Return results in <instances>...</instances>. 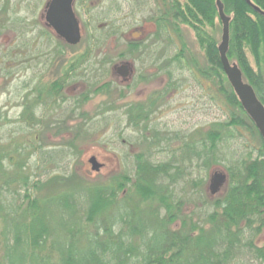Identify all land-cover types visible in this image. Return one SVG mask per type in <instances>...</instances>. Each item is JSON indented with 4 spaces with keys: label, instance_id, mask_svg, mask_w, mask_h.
<instances>
[{
    "label": "trees",
    "instance_id": "obj_1",
    "mask_svg": "<svg viewBox=\"0 0 264 264\" xmlns=\"http://www.w3.org/2000/svg\"><path fill=\"white\" fill-rule=\"evenodd\" d=\"M150 1L149 19L156 29L152 37L159 40L163 35L167 39L172 31L182 47L175 52L171 44L173 54L165 62L170 65L165 71L168 86L175 89L183 84L177 83L171 70H187L185 83L192 84L191 88L197 86L200 92L214 90L211 100L216 101L217 96L222 102L225 118L211 122L189 139L173 134L164 144L152 142L146 136L149 130H143L145 141L138 143L148 153L125 156L130 162L127 172L110 175L106 182L96 184L76 172L68 175L61 166L58 175H52L55 171L47 167L46 178L32 179L28 165L37 166L28 162L31 152L15 141L0 146V264H264V139L223 72L218 51L222 24L216 0ZM221 2L230 17L227 57L238 65L244 81L264 106V15L246 0ZM250 2L264 12V0ZM10 25L18 39L21 23L14 20ZM181 25L192 30L204 63L189 52ZM111 26L114 28L115 23ZM91 30L92 47L96 49L101 46V35L96 34L95 23ZM133 44L130 46H139ZM140 45L149 50L148 38ZM151 55L147 54L149 59ZM92 57L87 64L83 62L84 67L104 69L95 53ZM79 62L82 59L73 61L70 70L81 67ZM110 84L100 85L94 94L102 93ZM25 119L21 111L20 130L33 126L35 117L30 114L27 124ZM88 131L45 130L58 136L72 133L66 145L73 148H78L75 142L79 135ZM36 135L32 142L39 165L48 163L58 168L57 160L64 162L67 155L59 146L65 144H57L59 150L54 151V142L39 145ZM157 135L160 140L161 135ZM176 140L180 143L169 147L168 143ZM126 142V146L132 145V139ZM18 158L17 171L10 172ZM194 162L206 172L222 165L227 182L221 194L207 191L204 195L199 191L187 196L188 202L199 204V211L189 213L185 199L177 197L172 187L186 183L191 174L186 170ZM191 183L196 188L204 184L202 179ZM43 189L55 192L44 194Z\"/></svg>",
    "mask_w": 264,
    "mask_h": 264
},
{
    "label": "flooded vegetation",
    "instance_id": "obj_2",
    "mask_svg": "<svg viewBox=\"0 0 264 264\" xmlns=\"http://www.w3.org/2000/svg\"><path fill=\"white\" fill-rule=\"evenodd\" d=\"M51 2L52 0H0V86L9 81L12 82L13 73L21 70L19 89L22 98V114L26 116L25 124L30 114L35 117V123H31L33 126L26 125L24 130H101L105 129L109 123L115 122L112 127L116 130H135L137 142L140 143L145 141L142 131L149 130L146 136L158 144H164L167 137L172 136V133L166 132L165 137L161 136L159 140L158 133L161 134L165 130H182L180 127H168V122L164 119L169 116L180 118L183 111L189 107V101L178 107L169 105L171 102L175 103L173 96L177 89L172 88L171 85L168 86L169 80L165 71L170 65L164 68L154 64L153 68H147L149 64H144L139 72L138 68L129 61L121 62L113 69L111 68L114 80H105L98 85L101 78L107 74L110 75L108 70L103 72L111 61L104 58L106 52L101 50L104 49L102 45L108 37L121 32L120 29H123V26L118 22L122 16H133L141 12L149 14L148 21L136 26L130 33L131 41L125 44L127 52L119 53L120 56L123 57L127 53L128 56L136 54L142 58V55L147 53L148 49L140 43L143 44L147 41L145 39L150 38L156 31L154 21L149 19L153 2L150 0H71V8L80 29V40L76 44H70L61 38L49 24L47 13ZM14 20L21 23V29L17 32L18 39L10 28ZM97 22L105 24L98 26ZM113 22L114 28L111 26ZM2 23L5 25L3 26ZM93 23L97 28L96 34L101 35L102 39L101 46L96 49L92 47L91 39L94 33L91 30ZM147 27L150 32L152 31L150 36L146 34L149 33ZM180 29L183 32L182 25ZM136 33L139 34L134 36ZM167 35L166 40L175 46L172 47L173 51L181 50L178 35L172 31H169ZM8 36L7 41L3 40ZM160 37L163 39L166 36ZM131 42L139 46H130L133 44ZM172 48H169L170 51ZM64 53L72 57L68 59ZM93 53L97 55V60L102 61L104 69L98 70V66L94 70L84 67L83 62L91 61ZM151 53L153 52L147 54ZM79 58L82 59V62H79L81 67L74 71L70 70V65ZM121 65H127L129 69L125 77L118 71ZM160 74L162 78H157ZM135 76L137 78L134 82ZM155 77L156 79L153 80ZM81 80L84 82L77 83ZM108 82L111 83L110 88H105L100 94L107 95L115 85L113 89L119 94L112 101H102L99 107H95V111L89 105L93 91H98L97 88L100 85ZM186 97L194 99L193 94H187ZM198 99H202L200 102L204 103L203 98ZM160 106L164 107V111L159 108ZM126 141L122 139L123 144ZM89 152L87 156L82 157V160L91 166L88 160L94 157L104 167L102 156L95 150ZM215 171L225 175V181L215 193L221 194L226 185L227 176L223 170L219 169L213 170L211 174Z\"/></svg>",
    "mask_w": 264,
    "mask_h": 264
},
{
    "label": "rangeland",
    "instance_id": "obj_3",
    "mask_svg": "<svg viewBox=\"0 0 264 264\" xmlns=\"http://www.w3.org/2000/svg\"><path fill=\"white\" fill-rule=\"evenodd\" d=\"M126 9V6H124ZM122 15V14H121ZM149 14L146 12H141V13H135L133 16H122L119 20V25L123 26V29H120L122 32H118L115 35H112L105 40L103 50L106 52L104 58H108V60L111 61L109 64L108 68L110 72V75L107 74L105 77L101 78V81L98 82V85L105 80H114V76L111 74V68L121 62L129 61L132 63V65L136 68H138L139 72L142 70L143 65L146 64L148 65L147 68H153L154 64H158V66H163L164 68L167 67L165 65L166 59L169 58L173 53H171L170 48H172L171 43L166 40V38H163L161 40L154 39L152 36L148 38V43H149V50L147 52H153L151 55V60H149V57H147V54H143L142 58L137 56L136 54H131V56H128L127 53L123 57L120 56L119 53L122 52H127L125 48V44L127 41H131L130 39V33L133 32L134 28L136 26H139L140 24L146 23L148 20ZM116 17V16H115ZM146 18V19H144ZM116 19V18H115ZM105 23H100L97 22L98 26H103ZM150 25V24H149ZM147 25V26H149ZM183 35L186 41V44L188 46L189 52L192 54L193 57L198 59L201 63H204V56L201 48L196 42V39L194 37V34L192 30L189 27H183ZM147 32L146 33L148 36L152 33L150 32L149 27H147ZM12 35H10L11 37ZM9 39V36L7 38H4L3 40L7 41ZM13 40V39H12ZM147 40V38L145 39ZM14 41V40H13ZM142 42V40H141ZM146 43V41L143 42V44ZM153 43V44H152ZM158 43V46H157ZM142 46V45H141ZM152 46H157L156 49L153 50ZM156 53V54H155ZM66 56H68V59L72 57L68 53H64ZM153 54H155V58L153 60ZM156 60V61H155ZM157 60H160L159 62ZM158 62V63H157ZM173 68V67H172ZM169 70V68L167 69ZM171 73L174 74V78L178 83H183L182 86L178 87L173 96V100L175 103H169L170 107H178L180 104H185L188 103L189 101V107L186 108V111H183L181 114L182 116L179 118L175 116H169L168 118H164L167 120V126L168 127H180L182 130H165L161 132V136L165 137L164 134L167 133H172L173 134H178L180 136L184 137H189V135H192L197 132V131H202L206 129L208 124L211 122H214L216 120H223L225 118V112L226 108L222 104L221 101L218 100L216 96V101L211 100V94L215 92L213 89V92L210 89L205 88V91H199L198 87L191 88L192 84H187L185 83L186 77H188L189 73L187 72H182L180 73L178 70H171ZM14 78H12V82L9 81L7 84H3L0 86V146H4V144L9 145L12 141H15L16 144H18V147H22L24 150L28 149L31 152V156L29 158V164H33L37 166L36 168H31L30 165H28V172H30V178L35 179L38 176L39 178L44 179L47 177L45 172L47 171V167L49 168V171H55L52 175H58L60 170V166L62 169H66L68 175H72L73 172L77 173V176L80 178H83L87 180L89 183H101V182H106L110 175L116 174V173H124L127 172V166L130 165V162L125 161L123 159V155L131 157L132 154L139 153L141 151L148 153L147 148H143L139 143L137 142V134L132 132L131 130H116L112 126H114L115 122L109 123L107 126H105V129L101 130H89L88 133L79 135L80 137L77 138L76 145L78 148H73L72 146L69 147L67 146V142L70 140L72 137L71 135L66 134V136H58L50 134V132H45V130H41L40 132H34V133H28V131L32 130H20V121H19V116L22 111L21 106H20V90L19 93H16L18 87L21 84V70H18L13 73ZM136 76L133 77V81H136ZM157 78H162V75H157ZM153 78V80H155ZM79 82H84L83 80L77 81ZM116 86V85H115ZM115 86L113 88H115ZM206 87V86H205ZM111 89L110 92L107 95H101L100 93H95L92 95L91 100H90V107H92L95 111V107H99V105L102 103V101H112L113 98L117 97L119 94L118 91H114V89ZM194 89V90H193ZM192 90V91H191ZM191 92V93H190ZM187 94H193L194 99H188ZM202 94H205V98H203V102L201 103L200 101L202 99L199 96ZM198 97V98H197ZM197 98V99H196ZM210 98V100H209ZM218 100V101H217ZM213 101V102H212ZM159 108H162L160 106ZM164 111V107L162 108ZM159 125V124H158ZM166 126V125H165ZM56 131V130H53ZM34 134L37 137V141L39 145H43L44 143L48 142H54V145L52 146L53 150H59L60 148H64L66 151V157L63 159L64 162H61L57 160L56 165L58 168H53L52 166H49V164H42L39 165V160H38V155L35 154L36 151V146L34 145L33 136ZM170 136V137H172ZM11 137V138H10ZM35 138V136H34ZM64 138V140H63ZM48 139L49 141H45ZM122 139H132V145L126 146L125 144L122 143ZM189 139V138H188ZM28 143V144H26ZM56 143V144H55ZM62 143L65 144L63 146H57V144ZM180 143L179 141H171L169 142V147L172 146H177ZM37 144V145H38ZM28 146V147H27ZM39 147V146H37ZM43 147V146H42ZM80 150H82V156L84 157L87 156L90 152L89 151H96L99 153V155L102 156L103 162H104V167L99 170L98 172L93 171L90 169V166L85 163L82 159L79 160V154ZM76 149V150H75ZM24 152V151H23ZM155 153V150H154ZM106 156L108 157L106 159ZM24 160H25V154L23 155ZM131 160V159H130ZM20 161L16 159L14 162V165L11 166L10 172L17 171V168L15 165ZM68 163V165L62 166L64 163ZM82 164V165H81ZM34 166V167H35ZM186 166V165H185ZM189 167V166H188ZM27 168V169H28ZM53 168V169H52ZM116 169L117 171H114ZM219 169L223 170L224 168L221 165L220 167H214L211 168L209 172H206L205 170H200L197 168V165L195 162L193 163V166L186 170V173L189 171L191 174L187 175L189 176L188 179L185 181L186 183H180L178 186H173V192L174 194L177 195V197H182L185 199V209L187 212L191 213L194 210L197 212V204L198 202L192 203L188 202V197L194 194H198L199 191H201L204 195L209 191L208 185L210 178L213 174V170ZM35 170V172H33ZM51 173V172H50ZM207 173V174H206ZM62 174V173H61ZM45 175V176H44ZM202 179L204 184L199 185L197 188L192 186V181L193 180H199ZM73 187V186H72ZM67 188V187H66ZM55 192V191H53ZM52 189L49 190H44V194H50L53 193ZM60 192V191H59ZM41 193L40 191H37V194L40 196H43L44 194ZM78 195V193H77ZM19 201H21V197H18ZM3 225V222H0V226Z\"/></svg>",
    "mask_w": 264,
    "mask_h": 264
},
{
    "label": "water",
    "instance_id": "obj_4",
    "mask_svg": "<svg viewBox=\"0 0 264 264\" xmlns=\"http://www.w3.org/2000/svg\"><path fill=\"white\" fill-rule=\"evenodd\" d=\"M246 1L256 12L264 15V12L253 5L250 0ZM216 5L218 16L222 24L218 51L223 72L239 99L243 110L254 123L260 136L264 139V106L257 98L252 86L244 81L238 65L235 62H230L227 57L230 17L225 14L221 0H216ZM47 20L56 33L68 43L76 44L79 42L80 29L71 8V0H52L48 9ZM138 34L139 33H136L134 36ZM128 70L127 65H121L118 68L119 73L124 77L128 75ZM88 162L93 171L98 172L102 168V164L94 157H90ZM224 181L225 175L222 172L215 171L209 182L210 193L215 194Z\"/></svg>",
    "mask_w": 264,
    "mask_h": 264
}]
</instances>
